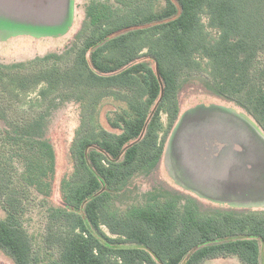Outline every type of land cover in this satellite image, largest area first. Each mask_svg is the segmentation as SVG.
Masks as SVG:
<instances>
[{
    "label": "trees",
    "instance_id": "obj_1",
    "mask_svg": "<svg viewBox=\"0 0 264 264\" xmlns=\"http://www.w3.org/2000/svg\"><path fill=\"white\" fill-rule=\"evenodd\" d=\"M157 2H92L64 66L52 55L0 62V87L13 101L63 88L83 100L71 147L74 172L63 185L66 209L50 215L65 227L56 234L61 252L54 264H202L228 256L264 264V210L204 213L195 198L181 204L173 196L124 211L113 206L114 192L161 162L181 115L184 78L206 71L215 91L235 100L264 130V66H258L264 0H165L160 9ZM105 95L127 104L110 122L120 132L94 123ZM17 160L26 166L22 177L43 184L54 168L53 148L0 126V198L7 212L0 219V247L15 264H36L21 221L27 190L18 189Z\"/></svg>",
    "mask_w": 264,
    "mask_h": 264
},
{
    "label": "rangeland",
    "instance_id": "obj_2",
    "mask_svg": "<svg viewBox=\"0 0 264 264\" xmlns=\"http://www.w3.org/2000/svg\"><path fill=\"white\" fill-rule=\"evenodd\" d=\"M92 2L114 4V0H75L76 20L72 30L57 38H35L30 36L1 37L0 62L11 65L27 63L46 56L64 66L69 61L77 36L86 21L88 7ZM158 9L165 6V0H158ZM216 34L215 30H211ZM151 62V61H150ZM258 66H264V51L259 55ZM152 64V62H151ZM154 66V64H152ZM205 65V64H204ZM22 102L9 99L0 87V126L17 136L22 134L40 140H46L53 148L54 168L45 178L46 183L36 184L31 178L22 177L25 164L17 160V184L27 190L22 194L25 211L21 221L29 232L36 257V264H54L60 260L61 247L56 234L65 227L59 221L50 218L53 209H66L63 185L74 172V158L71 147L83 117L82 98L68 89H60L47 97H40L38 91L26 94ZM181 119L198 105H232L244 110L235 100L218 94L212 86L206 71H200L184 78L179 88ZM127 108L125 101L112 95H105L97 104L94 123L111 132H120L111 126V120ZM87 114V112L85 111ZM162 120L167 125V116ZM173 132V133H172ZM167 144L174 143L173 130ZM169 142V143H168ZM167 146V145H166ZM175 164V163H174ZM26 171V170H25ZM21 179V180H20ZM114 208L124 211L133 205H144L154 200L178 197L183 204L187 198H195L202 212H216L231 209L225 205L199 198L192 190L176 184L170 176L166 157L159 164L136 174L131 181L118 192H114ZM7 212L0 198V219H5ZM103 229L109 234L106 227ZM0 264H15L12 256L0 247ZM202 264H242L238 257L215 258Z\"/></svg>",
    "mask_w": 264,
    "mask_h": 264
},
{
    "label": "crops",
    "instance_id": "obj_3",
    "mask_svg": "<svg viewBox=\"0 0 264 264\" xmlns=\"http://www.w3.org/2000/svg\"><path fill=\"white\" fill-rule=\"evenodd\" d=\"M74 4L0 0V36L62 37L76 20ZM179 120L175 142L164 150L174 182L234 210H264V130L253 115L229 104H204L188 112L182 125Z\"/></svg>",
    "mask_w": 264,
    "mask_h": 264
}]
</instances>
